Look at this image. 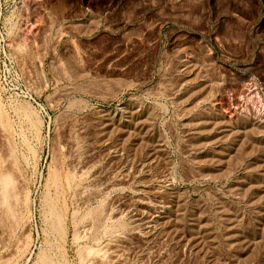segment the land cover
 Masks as SVG:
<instances>
[{"label": "rangeland", "instance_id": "374dc122", "mask_svg": "<svg viewBox=\"0 0 264 264\" xmlns=\"http://www.w3.org/2000/svg\"><path fill=\"white\" fill-rule=\"evenodd\" d=\"M0 112V264H264V0H0Z\"/></svg>", "mask_w": 264, "mask_h": 264}, {"label": "bare ground", "instance_id": "6f19581e", "mask_svg": "<svg viewBox=\"0 0 264 264\" xmlns=\"http://www.w3.org/2000/svg\"><path fill=\"white\" fill-rule=\"evenodd\" d=\"M1 113V112H0ZM1 115V114H0ZM2 116V115H1ZM0 118H2V117H0ZM1 180H0V182H1V187L3 186L4 188L5 187H7V186H9L10 184H11V182H12V180L10 179V177L9 176H3L2 178H0ZM2 187V188H3ZM5 190V189H4ZM4 198V197H3ZM57 217H59V216H57ZM56 220V219H55ZM57 222H58V224H59V220H56ZM52 223V222H51ZM53 224V223H52ZM61 226V225H60ZM60 226L58 225V227L60 228ZM56 228V227H55ZM56 230V229H55ZM60 230V229H59ZM110 231L109 229H105L104 230V232H106V231ZM61 231V230H60ZM107 231V232H108ZM97 235V234H96ZM85 248H87V247H85ZM91 249H93V248H91ZM87 251V250H86ZM89 251V250H88ZM90 251H92V250H90ZM93 251H94V249H93ZM92 251V252H93ZM91 252V253H92ZM90 253V254H91ZM47 254L48 253H45L43 250H40L39 251V253L37 254V264H53V262H51V260L49 259V255L47 256Z\"/></svg>", "mask_w": 264, "mask_h": 264}]
</instances>
